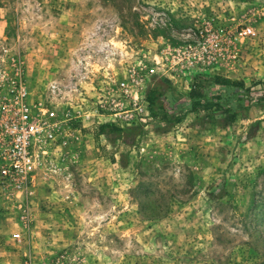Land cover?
<instances>
[{
	"label": "rangeland",
	"instance_id": "1",
	"mask_svg": "<svg viewBox=\"0 0 264 264\" xmlns=\"http://www.w3.org/2000/svg\"><path fill=\"white\" fill-rule=\"evenodd\" d=\"M199 41L214 59L186 68ZM214 76L241 106L152 119L155 82ZM18 83L54 137L0 184V264H264V0H0V92Z\"/></svg>",
	"mask_w": 264,
	"mask_h": 264
},
{
	"label": "built area",
	"instance_id": "2",
	"mask_svg": "<svg viewBox=\"0 0 264 264\" xmlns=\"http://www.w3.org/2000/svg\"><path fill=\"white\" fill-rule=\"evenodd\" d=\"M238 35L250 37L254 32L245 28ZM186 48L188 52L183 53L186 68L203 67L205 60L214 59L204 42L188 44ZM149 72L153 74L154 69ZM28 98L29 92L23 83L0 92V184L7 188L24 186L41 164L45 147L54 137V113H43V108L29 103Z\"/></svg>",
	"mask_w": 264,
	"mask_h": 264
},
{
	"label": "trees",
	"instance_id": "3",
	"mask_svg": "<svg viewBox=\"0 0 264 264\" xmlns=\"http://www.w3.org/2000/svg\"><path fill=\"white\" fill-rule=\"evenodd\" d=\"M210 88H213L212 92L206 93L205 84L194 83L187 97H177L167 80H158L146 95L150 115L153 120L170 125L179 123L186 114L199 110H215L228 114L232 108V104L229 103L230 97L235 100L236 106H241L237 90L244 88L243 83L214 76L210 81ZM106 128L108 126L103 125L99 127V131L103 132Z\"/></svg>",
	"mask_w": 264,
	"mask_h": 264
}]
</instances>
